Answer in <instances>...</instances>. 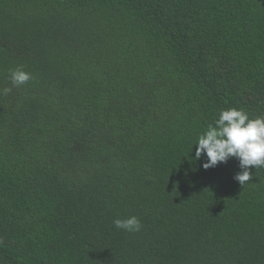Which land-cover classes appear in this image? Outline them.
<instances>
[{"label":"trees","instance_id":"16d2710c","mask_svg":"<svg viewBox=\"0 0 264 264\" xmlns=\"http://www.w3.org/2000/svg\"><path fill=\"white\" fill-rule=\"evenodd\" d=\"M6 87L0 264H264V167L195 160L264 116V0H0Z\"/></svg>","mask_w":264,"mask_h":264},{"label":"clouds","instance_id":"9594fccd","mask_svg":"<svg viewBox=\"0 0 264 264\" xmlns=\"http://www.w3.org/2000/svg\"><path fill=\"white\" fill-rule=\"evenodd\" d=\"M31 79V73L26 72L23 66L10 70L13 87L18 88ZM11 91V87H6L0 90V94L7 95ZM195 146V160L206 157L202 165L205 170L236 158L241 170L234 179L244 186L253 178V167H264V116L252 119L244 109L222 110L214 124H209L207 130L199 135ZM113 223L116 229L129 233L139 232L142 228L136 216L116 219Z\"/></svg>","mask_w":264,"mask_h":264}]
</instances>
